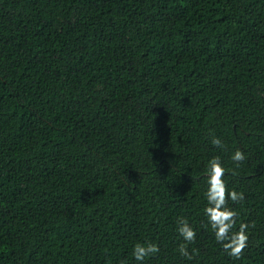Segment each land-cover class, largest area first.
Instances as JSON below:
<instances>
[{"label": "trees", "instance_id": "1", "mask_svg": "<svg viewBox=\"0 0 264 264\" xmlns=\"http://www.w3.org/2000/svg\"><path fill=\"white\" fill-rule=\"evenodd\" d=\"M0 264H264V0H0Z\"/></svg>", "mask_w": 264, "mask_h": 264}, {"label": "clouds", "instance_id": "2", "mask_svg": "<svg viewBox=\"0 0 264 264\" xmlns=\"http://www.w3.org/2000/svg\"><path fill=\"white\" fill-rule=\"evenodd\" d=\"M212 144L217 147H223L222 141L213 136ZM236 166L239 167L240 163L245 160V154L241 150H237L232 158ZM226 169L222 166L219 157H214L209 161L208 166V190L206 198L208 207L205 213L208 216L209 224L215 233V238L218 243L223 245L224 251L235 259H240L247 247L248 235L246 231L249 227L248 224H241L239 231L232 232L236 224L237 213L227 206L229 196L233 202L243 201V193H237L233 190L228 192L227 186L224 182V175ZM178 232L183 238L185 243L180 244L179 253L191 260L193 256L188 251V245L195 242L196 232L189 225L188 221L181 218L179 221ZM254 227V225H253ZM159 252V247L154 243H137L133 248L132 255L137 261H144L145 258L153 256Z\"/></svg>", "mask_w": 264, "mask_h": 264}]
</instances>
